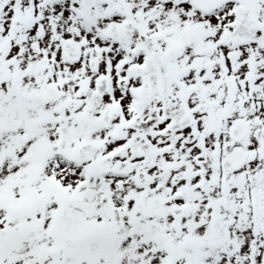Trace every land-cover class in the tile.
Returning a JSON list of instances; mask_svg holds the SVG:
<instances>
[{"label": "snow or ice", "instance_id": "1", "mask_svg": "<svg viewBox=\"0 0 264 264\" xmlns=\"http://www.w3.org/2000/svg\"><path fill=\"white\" fill-rule=\"evenodd\" d=\"M0 264H264V0H0Z\"/></svg>", "mask_w": 264, "mask_h": 264}]
</instances>
